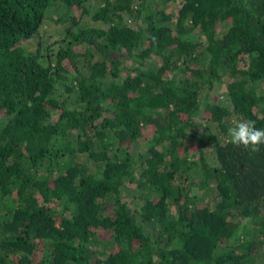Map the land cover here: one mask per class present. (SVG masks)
I'll use <instances>...</instances> for the list:
<instances>
[{
    "label": "trees",
    "instance_id": "1",
    "mask_svg": "<svg viewBox=\"0 0 264 264\" xmlns=\"http://www.w3.org/2000/svg\"><path fill=\"white\" fill-rule=\"evenodd\" d=\"M240 119L264 0H0V264H264Z\"/></svg>",
    "mask_w": 264,
    "mask_h": 264
},
{
    "label": "clouds",
    "instance_id": "2",
    "mask_svg": "<svg viewBox=\"0 0 264 264\" xmlns=\"http://www.w3.org/2000/svg\"><path fill=\"white\" fill-rule=\"evenodd\" d=\"M229 142L251 152H259L264 146V128H257L254 120L240 119L227 129Z\"/></svg>",
    "mask_w": 264,
    "mask_h": 264
},
{
    "label": "rangeland",
    "instance_id": "3",
    "mask_svg": "<svg viewBox=\"0 0 264 264\" xmlns=\"http://www.w3.org/2000/svg\"><path fill=\"white\" fill-rule=\"evenodd\" d=\"M227 25H228L227 23H226V24H224L223 28H225V29H226V28H227ZM221 26H222V25H221Z\"/></svg>",
    "mask_w": 264,
    "mask_h": 264
}]
</instances>
